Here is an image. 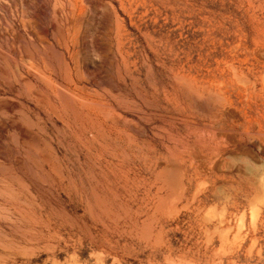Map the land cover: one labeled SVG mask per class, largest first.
I'll list each match as a JSON object with an SVG mask.
<instances>
[{
	"label": "rangeland",
	"instance_id": "1",
	"mask_svg": "<svg viewBox=\"0 0 264 264\" xmlns=\"http://www.w3.org/2000/svg\"><path fill=\"white\" fill-rule=\"evenodd\" d=\"M0 264H264V0H0Z\"/></svg>",
	"mask_w": 264,
	"mask_h": 264
}]
</instances>
